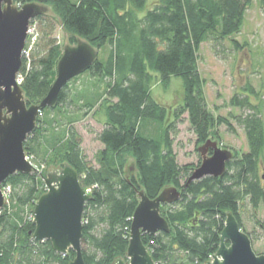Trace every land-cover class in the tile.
<instances>
[{
  "label": "trees",
  "instance_id": "1",
  "mask_svg": "<svg viewBox=\"0 0 264 264\" xmlns=\"http://www.w3.org/2000/svg\"><path fill=\"white\" fill-rule=\"evenodd\" d=\"M30 2L50 6L72 42L75 37L87 41L98 56L63 87L55 106L41 109L23 144L30 161L46 167L38 174L15 173L3 183L10 196L0 210V264H68L74 258L72 250L62 255L48 240L32 237L33 207L45 192L42 175L64 164L75 169L89 194L82 216L85 264L125 259L139 190L149 198L167 186L181 190L179 200L160 206L169 231L141 236L155 264H203L219 247L228 212L242 230L245 206L254 216L264 213V121L259 106L247 96L235 95L230 104L248 110L232 116L245 132L248 150L234 152L222 176H206L185 187L200 161L181 165L173 148L184 114L198 145L218 137L213 131L217 125H229L227 118L208 110L198 52L205 41L237 34L252 0H14L17 7ZM260 2L264 6V0ZM31 25L37 38L23 57L20 73L28 105L46 95L62 53L52 36L55 18L42 14ZM234 45L240 46L236 41ZM105 48L108 53L102 60L99 54ZM84 74L100 85L91 93L86 87L70 93V85ZM172 78L181 80L183 90L181 102L169 108L155 100L152 84L167 89ZM246 91L254 93L251 85ZM95 107L102 116L96 135L102 147L90 162L73 124ZM127 158L133 160L134 174L126 173ZM257 222L264 228V219Z\"/></svg>",
  "mask_w": 264,
  "mask_h": 264
},
{
  "label": "water",
  "instance_id": "2",
  "mask_svg": "<svg viewBox=\"0 0 264 264\" xmlns=\"http://www.w3.org/2000/svg\"><path fill=\"white\" fill-rule=\"evenodd\" d=\"M46 11V6L34 2L17 7L14 0H0V210L5 204L1 187L6 179L15 173L38 171L26 156L23 144L34 131L41 109L55 106L63 87L88 70L98 56V50L81 38L76 39L75 45L66 43L56 64L55 79L46 95L38 104L28 105L18 76L23 68L30 22ZM197 151L200 164L188 176L185 187L206 176H222L227 162L233 158L231 150L218 146L211 139ZM42 179L46 190L33 207V239L48 240L62 255L72 250L74 258L68 264H85L81 237L88 191L81 186L77 172L68 164L49 168ZM180 196L181 190L175 186L164 187L155 198H149L143 190L138 191L126 260L117 257L114 264H155L141 236L169 231L166 219L160 214V206L175 203ZM219 241L216 252L203 264H264V253L254 252L248 234L240 228L232 212L226 215Z\"/></svg>",
  "mask_w": 264,
  "mask_h": 264
},
{
  "label": "rangeland",
  "instance_id": "3",
  "mask_svg": "<svg viewBox=\"0 0 264 264\" xmlns=\"http://www.w3.org/2000/svg\"><path fill=\"white\" fill-rule=\"evenodd\" d=\"M43 15L55 18L52 36L56 38L62 48L66 43L71 46L75 45L76 41L72 42L71 34L63 28L50 6H47V11ZM77 38L79 37H75V39ZM35 39V32L32 31L25 44L27 55L32 48L33 41H36ZM234 41L240 46L235 47ZM107 53V48H105V50H101L99 57L103 60ZM198 70L204 80L203 92L208 110L215 117L227 118L229 122V125L226 123L217 125L213 131L217 133L218 137L211 136L210 139L216 141L218 146L227 148L233 153L246 152L248 147L245 132L232 116L244 114L248 110L232 106L230 101L235 95L238 99L247 96L252 105L259 106L264 121V6L260 0H252L247 7L243 26L237 34L219 42L208 40L201 44L198 52ZM93 81L91 82L84 74L70 85L68 91L71 93L75 89L80 90L86 87L90 88L88 92L91 93L98 84ZM248 85L253 88V94L246 91ZM182 90V82L178 78H172L167 89L162 88L157 82L152 84V95L155 100L169 108L181 102ZM74 107H70V110H74ZM96 110L97 107L83 120L73 124L74 130L82 139V152L90 162L94 161V154L102 147L96 138L103 126L102 116L98 110L94 115ZM199 146L200 144H197L196 136L187 121V114H184L183 121L177 125L173 144L178 163L195 166L201 159L197 151ZM39 163L35 165L38 172L46 167L45 163ZM38 172L35 173L38 174ZM134 172L133 160L127 158L126 173L134 174ZM8 190L7 197L10 196V188ZM263 219V212H258L254 216L250 207L243 208V230L250 235L251 246L256 254L264 253V228L257 222L258 220L261 222Z\"/></svg>",
  "mask_w": 264,
  "mask_h": 264
},
{
  "label": "built area",
  "instance_id": "4",
  "mask_svg": "<svg viewBox=\"0 0 264 264\" xmlns=\"http://www.w3.org/2000/svg\"><path fill=\"white\" fill-rule=\"evenodd\" d=\"M32 31H34L35 32V37L37 38V33H36V30H35V27H34V25H31V22H30V25H29V28H28V37H27V40L26 41H28V38H29V34L32 32ZM36 40V39H35ZM34 42L35 41H33V43H32V46L34 45ZM31 46V45H30ZM27 48L25 47V49H24V51H23V55L25 54V55H27V50H26ZM18 81L20 82V75L18 76ZM28 159H29V157H28ZM30 160V159H29ZM33 164V163H32ZM34 165V164H33ZM35 166V165H34ZM36 167V166H35ZM38 172V171H37ZM1 189H2V193H3V195H4V198H5V201H6V199H7V195H8V193H9V186H3L2 185V187H1Z\"/></svg>",
  "mask_w": 264,
  "mask_h": 264
}]
</instances>
